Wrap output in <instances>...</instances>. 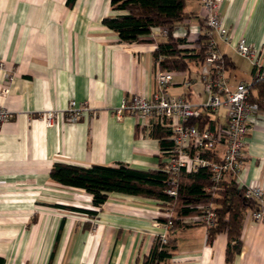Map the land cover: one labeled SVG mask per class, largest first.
I'll return each instance as SVG.
<instances>
[{"label":"crops","instance_id":"obj_1","mask_svg":"<svg viewBox=\"0 0 264 264\" xmlns=\"http://www.w3.org/2000/svg\"><path fill=\"white\" fill-rule=\"evenodd\" d=\"M185 10L203 20L194 0H186ZM220 14L234 40L245 39L264 65V0H220ZM122 15L108 0H76L72 6L66 0H0V108L10 114L0 127L4 264H47L62 221L53 264H141L160 232L156 224L164 208L159 202L110 194L96 210L92 235L87 222L64 214L69 207H92L88 194L49 177L55 163L84 168L123 164L149 171L167 160L148 127L127 113L120 120L115 116L133 95L154 94L158 66L153 52L165 40L154 28L143 43L120 42L102 20ZM197 19H186L173 32L176 39L186 38L183 49L196 46L201 33ZM215 39L220 54L232 63L225 71L230 84L247 83L236 75L243 63L252 80L251 64ZM199 68L191 63L189 72L174 75L167 93L202 106L207 96ZM6 85L9 93L4 96ZM72 101L87 102L89 108L75 123L62 113ZM49 112L57 114L52 126L44 121ZM212 119L225 125V110ZM239 178L245 185L255 180L264 189V108L251 118ZM262 211L264 216V203ZM252 214L244 215L241 250L233 261H226V234L208 242L205 227L186 224L171 234L175 250L166 264H264V220L256 222Z\"/></svg>","mask_w":264,"mask_h":264},{"label":"trees","instance_id":"obj_2","mask_svg":"<svg viewBox=\"0 0 264 264\" xmlns=\"http://www.w3.org/2000/svg\"><path fill=\"white\" fill-rule=\"evenodd\" d=\"M108 1L113 11L125 13L122 16L106 17L102 20V25L114 32L120 42L143 43L144 38L151 34L152 29L158 28L167 31V37L163 42L158 43L153 52V59L161 71L174 74L186 73L190 71L191 63H196L199 67L203 64L208 52L206 27L203 20L200 21L193 14L186 12V0ZM75 2L76 0H66L68 6H72ZM186 19H197L201 28V33L195 42L196 46L192 49L181 48L186 43L185 37L176 39L173 36L175 28L183 24ZM185 27L187 29V26ZM221 59L222 62L219 65L225 72L232 67V63L226 56H222ZM254 73L255 69L253 68L251 82H253ZM249 101L256 103L258 109L264 108V81L253 83ZM212 115L213 113L208 110L203 111L199 117L191 119L189 124L196 125L198 129L204 127L215 129L219 124L212 119ZM150 136L159 142L160 151L168 158L169 152L173 148L170 140L171 132L153 123ZM165 166L166 162H162L156 170L142 171L123 164L93 165L84 168L55 163L50 169L49 177L61 186L82 189L91 196V205L94 210L67 208L71 212L86 214L91 219L96 217V210L106 203L110 194L151 199L172 205L174 212L167 243L162 245L159 239H155L149 254L143 257L141 264H166L175 250V241L171 239L173 231L188 227L183 223V219L201 215L199 210L185 208V206L211 204L214 224L212 227L206 228L208 242H211L216 235L226 234L228 236L226 261H233L241 250L240 230L244 215L248 211H258L257 203L244 197L243 187L234 179L223 181L216 186L215 190H211L213 183L208 168H201L191 174L182 172L179 176L176 197H169L166 194L168 174L165 171ZM159 222L165 223L167 220L159 219ZM62 228L63 221L58 228L47 264H53L56 257ZM0 264H4L1 258Z\"/></svg>","mask_w":264,"mask_h":264},{"label":"built area","instance_id":"obj_3","mask_svg":"<svg viewBox=\"0 0 264 264\" xmlns=\"http://www.w3.org/2000/svg\"><path fill=\"white\" fill-rule=\"evenodd\" d=\"M199 4L202 12V19L206 27L205 35L208 39V52L203 64L197 73L202 84L204 93L207 96L206 102L195 107L187 102L182 96H170L167 93L172 84L174 73L163 72L159 69L154 74L155 92L148 98L143 94H135L129 102L123 101L120 108L115 111V116L120 120L125 113L136 118L141 127L151 128L158 124L171 132L172 150L166 161L165 171L168 174L166 194L175 198L179 176L196 173L201 168H208L210 171L211 190H215L223 181L234 179L244 189V197L257 203L258 211L253 212L252 218L256 222H263L264 189L257 181L247 185L239 178V172L244 157L246 137L250 131L251 118L257 113L258 105L250 102V89L253 83L264 81V65L259 59L258 51L248 45L245 39L234 40L230 30L224 23L220 14V0H194ZM159 36L167 37V31L159 29ZM217 38L221 43L233 47L236 54L247 60L255 69L253 82H240L232 86L228 76L222 70L219 63L222 62V55L217 48ZM184 45L181 47L183 48ZM11 79L8 78L7 82ZM189 86V83H183ZM2 94L9 93L8 85L2 88ZM88 103L77 104L72 101L62 111L66 120L70 123L77 122L84 110H87ZM225 110V126H217L215 129L204 127L198 129L196 125L189 124L191 119L199 117L203 111L216 113L218 110ZM56 112L47 113L44 121L47 126H52L56 120ZM10 119V114L0 108V127ZM222 152L217 156V150ZM91 202V196L88 195ZM162 206L170 207L169 203H161ZM185 208H194L201 212V215L183 219L184 224L201 225L210 228L214 224V216L211 204L187 205ZM88 209V208H87ZM88 210H94L89 207ZM173 212L164 210L162 218L167 222H158L156 226L160 232L154 236L159 239L162 245L167 243L168 233L172 227L171 218Z\"/></svg>","mask_w":264,"mask_h":264},{"label":"rangeland","instance_id":"obj_4","mask_svg":"<svg viewBox=\"0 0 264 264\" xmlns=\"http://www.w3.org/2000/svg\"><path fill=\"white\" fill-rule=\"evenodd\" d=\"M236 75H237V78L239 80H245L247 83L251 82L249 66L246 63H243L242 68L236 72ZM222 110L223 109H220L219 111H222ZM81 207L89 209L90 206L81 205ZM163 208H164V210H170L171 209V211L174 212V207L172 205H170V207L169 206L168 207L163 206ZM64 214H66V216L69 217L68 219H70L71 217L72 218H80L81 220L87 222V223H85L87 225L86 226L87 229L91 232L92 235H96V226L94 223V219H91L86 214H81V213L75 214V213H70L69 211H67V212H64Z\"/></svg>","mask_w":264,"mask_h":264}]
</instances>
